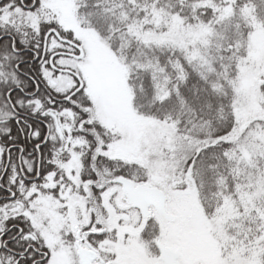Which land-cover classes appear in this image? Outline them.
Here are the masks:
<instances>
[{
  "label": "snow or ice",
  "instance_id": "6c2138e0",
  "mask_svg": "<svg viewBox=\"0 0 264 264\" xmlns=\"http://www.w3.org/2000/svg\"><path fill=\"white\" fill-rule=\"evenodd\" d=\"M0 264H264V0H0Z\"/></svg>",
  "mask_w": 264,
  "mask_h": 264
}]
</instances>
